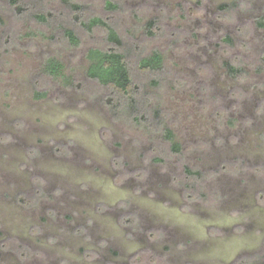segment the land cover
<instances>
[{"label": "rangeland", "instance_id": "1", "mask_svg": "<svg viewBox=\"0 0 264 264\" xmlns=\"http://www.w3.org/2000/svg\"><path fill=\"white\" fill-rule=\"evenodd\" d=\"M220 1L0 0V239L31 249H1L0 264H103L76 227L100 225L104 210L115 227L119 206L136 214L138 237L160 233L158 264L244 254L264 264V0H230L225 21L213 17ZM92 17L121 43L87 27ZM111 46L129 68L127 93L87 75L89 49ZM154 51L160 67H140ZM48 58L61 75L45 73ZM226 63L244 72L231 79ZM118 229L102 232L101 252L127 261L129 229Z\"/></svg>", "mask_w": 264, "mask_h": 264}, {"label": "flooded vegetation", "instance_id": "2", "mask_svg": "<svg viewBox=\"0 0 264 264\" xmlns=\"http://www.w3.org/2000/svg\"><path fill=\"white\" fill-rule=\"evenodd\" d=\"M234 4H235V2H234ZM234 4H233V2L231 3L230 0L220 1L218 3V5L216 6V9L213 12V17H215V18L217 17L218 19H223V21L227 20L228 19V13L231 11ZM250 7H251V9L254 10V6H250ZM236 28H238V26H236ZM225 36H223V37H225ZM227 75H229V76L231 75L230 76L231 79H233V78L237 79V77H238V75H233L229 71H228ZM50 174H51V176H55V178H57V173L50 172ZM173 179H174V181H176L175 179H178V178L175 176V177H173ZM258 186L259 185L255 186V187H257V188H255L256 191H258V189H259ZM37 194H39V192ZM257 194H258V197H257L258 202H256V203L260 206H264V204H262L264 202V191L258 192ZM184 195L186 196L185 198L187 200L195 201V199L190 198V195L188 193H186ZM102 208L107 209L105 207V205H102ZM123 210H124L123 206H119V208L117 210L118 214H119V218L116 217L117 219L116 218L115 219L116 220L120 219V222H119L120 224L115 225V227L112 224V221H110L108 216L106 215L108 210H104L105 212H103V214H102L104 217L98 220V222H100V225H98V223H96L94 219H85V222L83 224H81V226L76 227V232L80 233V235L89 234L93 237V243L95 244V248H92L91 250H89L91 252L90 260L92 262H94L97 259H100L102 257L101 259L103 261V264H143V263L158 264L159 263L158 261H161V260L159 258L158 253L154 249V244H153L154 242H152V241L154 238H158L160 236V233L156 230L152 231L151 229H148V230H144L145 234H146L144 238H143V236H141V238H140V236L138 237V235H142V233L140 232L141 226L138 224V218H137L136 214H133L132 212L131 213L125 212V210L124 211ZM143 210L145 211L144 208H143ZM118 227H120L121 230L129 229V231H128L129 236L127 234V238H126L128 240L124 242V245H123L124 250H122L125 252L124 253L125 257L129 258L127 261L124 259L121 261L119 259H116L113 256H111L110 258L104 257V255L102 254V252H104L106 250V248H109V241H108L107 237L105 239L103 238V236L101 235L102 232L109 231V230H115L116 231ZM120 229H118V230H120ZM102 239H104V240H102ZM137 239H139L142 242V244L137 242ZM188 243H189L188 241L184 240L183 247L187 249L189 246H186V244H188ZM18 246H19V242H17L16 239H13V238H5V239L1 238L0 239V250L2 249L1 250L2 252H4V249H6L5 253H7L9 251H17ZM19 247H20V250H22L21 254L23 256L26 255V253H27V255H30L29 251L31 249L29 250L27 247L24 248L22 244ZM23 248L25 249V251H23L24 250ZM194 248H195V245H194ZM182 252H183V249L181 251V254L176 253L173 260L174 261L176 260L178 262H180V260L182 261V259H183ZM120 253L121 252L119 251L118 254H120ZM261 254H264V238L262 240V247L258 251V254L256 256L261 255ZM214 258H215L216 264H254V254H252V255H250V254L238 255V256H235L232 260H229L227 262L225 260H223L221 257L216 258L214 256ZM189 260L192 262L191 258L190 259H186V258L183 259V264H185ZM209 263H210L209 260H207V264H209ZM187 264H189V263H187ZM212 264H213V262H212Z\"/></svg>", "mask_w": 264, "mask_h": 264}, {"label": "trees", "instance_id": "3", "mask_svg": "<svg viewBox=\"0 0 264 264\" xmlns=\"http://www.w3.org/2000/svg\"><path fill=\"white\" fill-rule=\"evenodd\" d=\"M19 0H10L12 5H17L19 7ZM67 1V0H66ZM108 6H112L110 2H107ZM41 17V16H39ZM262 24V23H260ZM87 27L93 26H102L107 30V38L110 42H113L116 45H119L120 39L115 32V30L102 18L100 17H92L85 24ZM65 35L69 38L72 44L78 43V38L70 29H65ZM89 58L92 60L87 69V75L99 83L107 86H111L118 92L127 93L128 88L131 84V75L127 63L125 61L124 54L117 49V46H111L107 49H99V48H90L89 49ZM139 65L142 68L147 69H156L161 65V54L158 51H154L149 56L143 57L139 61ZM228 70L233 75H239L243 73V69L239 66H234L231 64H227ZM43 70L48 75L53 77L61 75V64L59 61L54 59H47L44 62ZM45 92H38L37 95H44ZM112 104V99L110 97L107 98ZM119 104L116 102L112 105ZM166 135L169 139H171L170 130L166 131ZM173 150L178 151V144H173ZM187 173H196L199 172L196 170H190L187 166L185 167Z\"/></svg>", "mask_w": 264, "mask_h": 264}]
</instances>
